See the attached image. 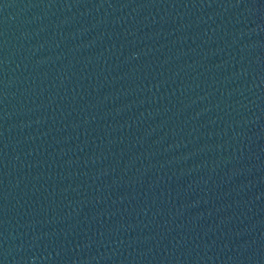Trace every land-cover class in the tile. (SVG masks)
<instances>
[{"label":"water","instance_id":"water-1","mask_svg":"<svg viewBox=\"0 0 264 264\" xmlns=\"http://www.w3.org/2000/svg\"><path fill=\"white\" fill-rule=\"evenodd\" d=\"M264 0H0V264H251Z\"/></svg>","mask_w":264,"mask_h":264}]
</instances>
